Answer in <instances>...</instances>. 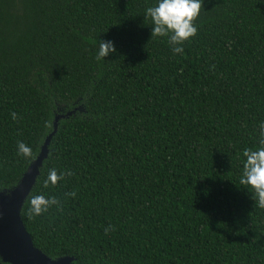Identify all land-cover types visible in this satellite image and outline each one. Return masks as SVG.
<instances>
[{
    "label": "trees",
    "instance_id": "trees-1",
    "mask_svg": "<svg viewBox=\"0 0 264 264\" xmlns=\"http://www.w3.org/2000/svg\"><path fill=\"white\" fill-rule=\"evenodd\" d=\"M154 3L0 0V190L81 107L29 195L59 207L21 211L35 248L73 264H264V208L240 183L264 120V0H201L182 54L151 35ZM100 39L115 51L97 60ZM52 168L66 174L45 186Z\"/></svg>",
    "mask_w": 264,
    "mask_h": 264
},
{
    "label": "clouds",
    "instance_id": "clouds-1",
    "mask_svg": "<svg viewBox=\"0 0 264 264\" xmlns=\"http://www.w3.org/2000/svg\"><path fill=\"white\" fill-rule=\"evenodd\" d=\"M201 0H155V3L147 7L144 17L150 18L151 35H167L168 44L173 53H183L182 44L197 32L194 23L199 15ZM115 51L111 40L98 41L95 52L97 60L104 59L109 53ZM13 119L16 113H11ZM17 155L24 158L32 156V149L23 141H17ZM242 172L240 183L252 189V198L257 207L264 208V120L257 125V146L255 148H244L242 150ZM62 170L57 173L55 168L48 171L44 185H55L65 175ZM67 170V175H71ZM65 196H75V192L65 193ZM59 200L53 196H45L37 193L28 197V212L32 216H38L53 206L59 207ZM111 226H106L107 233Z\"/></svg>",
    "mask_w": 264,
    "mask_h": 264
},
{
    "label": "water",
    "instance_id": "water-1",
    "mask_svg": "<svg viewBox=\"0 0 264 264\" xmlns=\"http://www.w3.org/2000/svg\"><path fill=\"white\" fill-rule=\"evenodd\" d=\"M82 110L81 107H77L64 115H56L52 133L46 137L37 158L30 164L19 183L9 190H0V258L4 263L73 264V257L51 259L35 248L21 219V211L40 175V168L48 156V146L57 132L58 121Z\"/></svg>",
    "mask_w": 264,
    "mask_h": 264
}]
</instances>
